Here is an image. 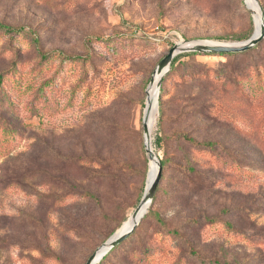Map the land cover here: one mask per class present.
<instances>
[{"label":"rangeland","instance_id":"374dc122","mask_svg":"<svg viewBox=\"0 0 264 264\" xmlns=\"http://www.w3.org/2000/svg\"><path fill=\"white\" fill-rule=\"evenodd\" d=\"M0 22L23 30L0 29V264H85L149 184L143 119L159 61L182 40L241 42L259 28L244 0H0ZM33 34L59 55L41 58ZM256 45L197 51L165 74L151 129L164 178L101 264H264Z\"/></svg>","mask_w":264,"mask_h":264},{"label":"water","instance_id":"95a60500","mask_svg":"<svg viewBox=\"0 0 264 264\" xmlns=\"http://www.w3.org/2000/svg\"><path fill=\"white\" fill-rule=\"evenodd\" d=\"M246 2V0H244ZM261 8V18H260V31L259 33L253 34L251 38H249L246 41L241 42H218V43H209L205 42L204 40H182L179 43H176L172 48H170L169 52L159 61L158 65L156 66L153 76L151 78L149 88L155 83L156 81V88H157V104L158 97H159V91L161 87V83L163 80V77L165 74L169 71L171 63L175 56H177L180 53L183 52H197V51H204V52H214V53H220V52H241L248 50L255 46L259 41H261L264 38V9L262 4L259 0H256ZM247 3V2H246ZM248 5V3H247ZM249 7V6H248ZM250 8V7H249ZM251 9V8H250ZM253 11V10H252ZM254 12V11H253ZM148 88V89H149ZM151 104L147 100L146 102V108L144 113V119H143V127H144V140H145V147L147 150V153L149 155L150 160L155 159L158 164V171L157 174L153 180V182L150 185H147L143 199L139 206L136 208V210L133 212L132 217L136 220L134 225L127 230L126 232L120 234L119 236H116L113 238L112 235L103 245L104 250L101 255V259L117 244H119L122 240H124L130 233L134 231L140 220L143 218V216L146 214L153 198L156 193L158 184L161 180L163 171H162V165L159 161V158L157 154L154 152L152 148V142H151V132L149 127V115L151 112ZM146 206V210L140 214V211L142 210L143 206ZM139 217V218H138ZM100 248V247H99ZM98 248V249H99ZM97 249V250H98ZM97 250L89 257V259L86 261L85 264H97L96 263V254Z\"/></svg>","mask_w":264,"mask_h":264},{"label":"trees","instance_id":"16d2710c","mask_svg":"<svg viewBox=\"0 0 264 264\" xmlns=\"http://www.w3.org/2000/svg\"><path fill=\"white\" fill-rule=\"evenodd\" d=\"M0 29L1 30H4L5 32H11V33H19L20 31H23L21 28H17V27H13V26H10V25H6V24H3L2 22H0ZM30 33H33V31H30ZM34 36H35V38H34V40L36 41V44H38V52H39V56L41 57V58H43L44 60H49L50 58H52V57H54L55 55H59V54H57V51H43V49L41 48V46H40V42H39V40H37L38 38H37V36L35 35V34H33ZM264 39V38H263ZM261 41H259L258 43H257V45L260 43ZM256 45V46H257ZM249 52V49L248 50H245V51H241V52H231V53H227V52H220V53H205V54H207V55H221V56H232V55H244V54H247ZM198 54H201V52H191V53H187V54H183V55H181V54H179V55H177V56H175L174 57V59H173V61H172V63H171V68H170V70H169V74L174 70V68L176 67V65H177V63L181 60V58L182 57H184V56H188V55H198ZM63 56H64V58L65 59H67V60H69V61H81V60H85V58L87 57V56H85V57H82V56H66V55H64L63 54ZM4 73H0V85L2 84V82H3V79H4ZM161 101H160V105H159V111H158V113H160V111H161ZM205 145H211V143H206ZM161 161H162V164H163V168H165V164H166V161L164 160V159H161ZM164 174L165 173H163L162 174V177H161V180H160V182L163 180V178H164ZM160 182H159V184H158V187H159V185H160ZM158 187H157V189H158ZM126 220V219H125ZM124 220V221H125ZM123 221V222H124ZM122 222V223H123ZM121 223V224H122ZM120 227V226H119ZM118 227V228H119ZM136 229V228H135ZM135 229H134V231H135ZM133 231V232H134ZM132 232V233H133ZM176 235H179L178 234V232L176 231V230H174L173 231ZM132 233H130L124 240H122L119 244H117L116 246H114L102 259H101V261L99 262V263H97V264H101L102 262H104L105 261V259L109 256V254H111V252H113L116 248H118L119 246H121L122 245V243H124L126 240H128L129 238H130V236H131V234ZM193 251V250H192ZM196 255H198L199 256V259H201V261L203 262V263H205L206 261H207V259H205L203 256H200V254L199 253H197L196 252ZM213 261V263H215V264H231L230 262H223L222 260H220V259H218V258H214V259H212L211 260V262Z\"/></svg>","mask_w":264,"mask_h":264},{"label":"bare ground","instance_id":"6f19581e","mask_svg":"<svg viewBox=\"0 0 264 264\" xmlns=\"http://www.w3.org/2000/svg\"><path fill=\"white\" fill-rule=\"evenodd\" d=\"M246 2L248 3V6L251 8V10L254 11L255 13V17L258 21V24H259V28L258 30L256 31V33H259L260 31V18H261V8H260V5L259 3L256 1V0H246ZM205 42H209V43H216V42H212V41H205ZM148 97H149V103L151 104V112H150V115H149V127H150V132H151V129L153 127V124H154V121H155V117H156V112H157V88H156V81L155 83L151 86V88L149 89V92H148ZM157 171H158V164H157V161L155 159H152V162H151V166H150V173H149V184L150 185L156 174H157ZM146 206H143L142 210L140 211V214L141 215L144 210H146ZM139 218V217H138ZM136 222V220L131 216H129V218L123 222V224L118 228V230L115 232V234L112 236L113 238H115L116 236H119L120 234L126 232L127 230H129L133 225L134 223ZM104 250V247L100 246V248L97 250V254H96V263H98L100 260H101V255H102V252Z\"/></svg>","mask_w":264,"mask_h":264}]
</instances>
